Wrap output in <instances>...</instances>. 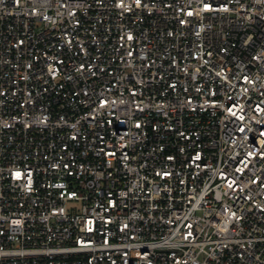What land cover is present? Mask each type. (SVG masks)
I'll return each instance as SVG.
<instances>
[{"label": "built area", "instance_id": "1", "mask_svg": "<svg viewBox=\"0 0 264 264\" xmlns=\"http://www.w3.org/2000/svg\"><path fill=\"white\" fill-rule=\"evenodd\" d=\"M0 264H264V0H0Z\"/></svg>", "mask_w": 264, "mask_h": 264}, {"label": "rangeland", "instance_id": "2", "mask_svg": "<svg viewBox=\"0 0 264 264\" xmlns=\"http://www.w3.org/2000/svg\"><path fill=\"white\" fill-rule=\"evenodd\" d=\"M72 205H75V203H74L73 201H68V202L66 203V207H67L68 209H70V207H71Z\"/></svg>", "mask_w": 264, "mask_h": 264}]
</instances>
